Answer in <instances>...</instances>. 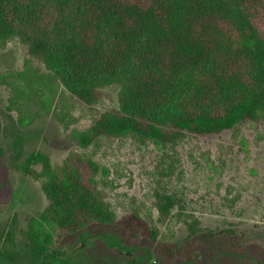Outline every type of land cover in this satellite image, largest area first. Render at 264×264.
<instances>
[{
    "label": "trees",
    "instance_id": "trees-1",
    "mask_svg": "<svg viewBox=\"0 0 264 264\" xmlns=\"http://www.w3.org/2000/svg\"><path fill=\"white\" fill-rule=\"evenodd\" d=\"M11 40L85 105L100 88L117 86L119 109L76 132L81 147L127 135L172 144L264 114V0H0V47ZM96 168L78 154L57 167L40 151L25 156L19 169L40 181L47 206L23 237L15 218L0 229V264H46L57 253L50 244L83 246L101 230L97 239L127 264H195L213 238L235 243L234 230H206L195 220L182 247L159 243L156 227L136 217L141 228L130 227L122 244L106 233L116 217L94 187ZM173 205L157 196L162 218ZM137 231L141 246L133 245Z\"/></svg>",
    "mask_w": 264,
    "mask_h": 264
},
{
    "label": "rangeland",
    "instance_id": "rangeland-1",
    "mask_svg": "<svg viewBox=\"0 0 264 264\" xmlns=\"http://www.w3.org/2000/svg\"><path fill=\"white\" fill-rule=\"evenodd\" d=\"M117 92L116 85L102 87L85 105L17 40L0 47V229L15 218L23 237L29 218L41 221L47 206L40 181L19 169L25 156L40 151L57 167L78 154L97 166L94 187L116 217L106 233L122 244L128 245L130 227L141 228L138 217L156 227L159 243L182 247L186 225L195 220L206 230L235 231L234 244L213 238L195 264H264V114L218 134L186 133L172 144L127 135L81 147L75 133L119 109ZM158 195L174 201L166 218L156 208ZM103 233L91 231L83 246L50 244L57 253L46 264H127L122 251L112 254L97 239ZM133 237V245L144 244L138 231Z\"/></svg>",
    "mask_w": 264,
    "mask_h": 264
}]
</instances>
